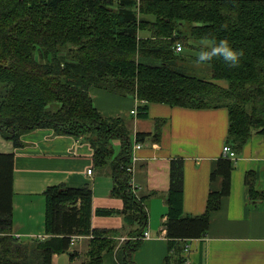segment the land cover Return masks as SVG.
<instances>
[{
    "label": "trees",
    "instance_id": "1",
    "mask_svg": "<svg viewBox=\"0 0 264 264\" xmlns=\"http://www.w3.org/2000/svg\"><path fill=\"white\" fill-rule=\"evenodd\" d=\"M220 40L243 52L238 66L214 57L198 63L209 77L184 71V58L174 51L177 42L199 54ZM91 88L147 104L226 108L225 144L235 153L254 134L264 139V0H0L1 138L16 149L25 134L37 129L89 140L94 166L109 167L112 196L138 223L117 253L119 264H134L131 255L141 244L137 238L146 228L147 213L129 186L132 140L124 120L103 118L93 107ZM147 104L138 106V118H147ZM161 124L156 121L152 133H137L136 142H158ZM113 141L120 144L115 157ZM13 165V154H0V264H51L54 255L66 253L73 260L70 237L75 235L93 237L83 264H102L115 242L110 233L91 229L87 186L44 191L46 239L21 240L11 234ZM233 169L232 161H218L210 180L220 177L221 190L209 194L203 215L187 217L182 211L183 161L170 160L163 264H185L178 242L207 234L210 213L229 195ZM254 181L253 174L245 175L250 198L263 200L264 193H253ZM113 213L96 211L99 216Z\"/></svg>",
    "mask_w": 264,
    "mask_h": 264
},
{
    "label": "crops",
    "instance_id": "2",
    "mask_svg": "<svg viewBox=\"0 0 264 264\" xmlns=\"http://www.w3.org/2000/svg\"><path fill=\"white\" fill-rule=\"evenodd\" d=\"M213 84L226 87L225 81L212 80ZM93 107L103 118H121L132 140L137 133H152L154 123L162 121L159 141L152 138L141 142L134 151L132 179L136 198L142 199L147 213L139 249L131 255L134 264H163L168 255L165 221L166 193L169 189L170 160L183 161L182 211L187 217L205 213L210 193L221 190L222 179L210 180L222 157L228 131L226 108L193 109L170 107L167 104L140 103L131 96H120L91 88ZM147 104V118L131 115L138 106ZM23 146L13 144L0 136V154H13V197L11 234L21 240H44L45 198L48 187L64 185L67 188L87 186L91 192V229L113 235L115 248L102 256V264H119L117 253L138 230V223L123 211V201L112 196L113 182L108 166L96 168L93 164L94 148L85 137L57 135L51 129H37L25 134ZM118 148V141L112 142ZM234 169L230 174V191L220 206L210 213L207 234L201 239L179 241L183 247L180 256L185 264H264V199L252 200L245 175L254 176L253 193H264V139L252 135L235 153ZM91 173L88 174V171ZM98 210H111L109 216H99ZM74 246V259L84 258L92 235L80 236ZM124 239V240H123ZM123 240V241H122ZM70 247V248H71ZM177 247V246H176ZM53 256L57 264L61 256Z\"/></svg>",
    "mask_w": 264,
    "mask_h": 264
},
{
    "label": "clouds",
    "instance_id": "3",
    "mask_svg": "<svg viewBox=\"0 0 264 264\" xmlns=\"http://www.w3.org/2000/svg\"><path fill=\"white\" fill-rule=\"evenodd\" d=\"M243 52L232 48L227 40H220L210 49L203 48L198 55L197 63L208 64L214 57L224 60L230 67L238 66Z\"/></svg>",
    "mask_w": 264,
    "mask_h": 264
},
{
    "label": "rangeland",
    "instance_id": "4",
    "mask_svg": "<svg viewBox=\"0 0 264 264\" xmlns=\"http://www.w3.org/2000/svg\"><path fill=\"white\" fill-rule=\"evenodd\" d=\"M177 43L180 44L181 47H182V50L179 51V54L182 56V58H184V60L182 61L183 62V69H184V71H186V73L192 74V75H194V76H196L198 78H203L202 76L209 77L207 75V73L205 72V69H204L203 66H201L198 63L196 65L193 64V63H196V58H197V56L199 54L198 53L196 54L193 51L186 50L184 48L185 45L182 44L181 41L180 42H177ZM193 57H195V59ZM37 58H38V54H37ZM113 151L115 153H117L118 148H113ZM78 247L77 246L76 247H71L70 248V251L73 252ZM69 259H70L69 258V255H67V256H61V258H60V260L58 261L57 264H70L71 261ZM82 262H84V258L83 257H81L79 260H75V262L72 263V264H81Z\"/></svg>",
    "mask_w": 264,
    "mask_h": 264
},
{
    "label": "built area",
    "instance_id": "5",
    "mask_svg": "<svg viewBox=\"0 0 264 264\" xmlns=\"http://www.w3.org/2000/svg\"><path fill=\"white\" fill-rule=\"evenodd\" d=\"M182 50V47L180 44L176 43L175 46H174V51L176 53H179V51ZM140 103L143 104L142 101H139ZM137 114V110H133L131 111V115H136ZM141 148V144L139 142H136L133 144L132 146V149H131V156H130V166L127 168V172L131 175V178L129 180V186H130V189L132 190V192H134L135 190V185H134V182H133V179H132V171H133V164L136 162L137 158L135 157L134 155V151L135 150H139ZM222 157L225 158V159H228V160H232V161H235L236 159V154L235 152L230 148V146L228 145H224L223 148H222ZM91 173V170L88 171V174ZM14 236V235H13ZM15 238H18L19 239V236H14ZM81 237L78 236V235H75V236H71L70 237V246H74L76 244V242L80 239ZM148 238V233L146 231L143 232L142 236L137 238L138 240H144V239H147ZM124 240V239H123ZM122 240V241H123Z\"/></svg>",
    "mask_w": 264,
    "mask_h": 264
}]
</instances>
